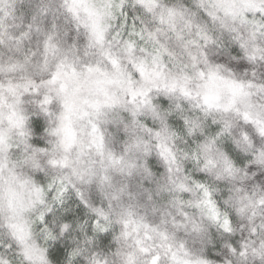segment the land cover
<instances>
[{
    "label": "clouds",
    "instance_id": "clouds-1",
    "mask_svg": "<svg viewBox=\"0 0 264 264\" xmlns=\"http://www.w3.org/2000/svg\"><path fill=\"white\" fill-rule=\"evenodd\" d=\"M0 264H264V0H0Z\"/></svg>",
    "mask_w": 264,
    "mask_h": 264
}]
</instances>
